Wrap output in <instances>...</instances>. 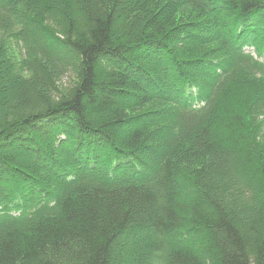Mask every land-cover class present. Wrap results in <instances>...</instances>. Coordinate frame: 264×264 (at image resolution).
<instances>
[{"label":"trees","instance_id":"16d2710c","mask_svg":"<svg viewBox=\"0 0 264 264\" xmlns=\"http://www.w3.org/2000/svg\"><path fill=\"white\" fill-rule=\"evenodd\" d=\"M0 264H264V0H0Z\"/></svg>","mask_w":264,"mask_h":264},{"label":"rangeland","instance_id":"374dc122","mask_svg":"<svg viewBox=\"0 0 264 264\" xmlns=\"http://www.w3.org/2000/svg\"><path fill=\"white\" fill-rule=\"evenodd\" d=\"M35 46L37 47L36 43H35ZM39 47L42 49V45H41V43H39ZM43 50H46V48H45L44 46H43ZM39 62H40L39 65H41V66L43 67V65H44V64H43V61H39ZM67 80H68V79H67L66 77L63 79L64 84H66ZM31 101H33V102H40V101H38V100L35 101V100L32 99V98H31ZM102 151H103V150H102ZM108 154H109V152L106 153V155H108ZM164 250H165V249H164Z\"/></svg>","mask_w":264,"mask_h":264}]
</instances>
